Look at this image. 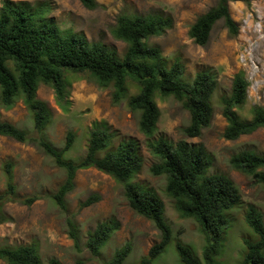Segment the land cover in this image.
<instances>
[{
    "label": "trees",
    "instance_id": "16d2710c",
    "mask_svg": "<svg viewBox=\"0 0 264 264\" xmlns=\"http://www.w3.org/2000/svg\"><path fill=\"white\" fill-rule=\"evenodd\" d=\"M231 1L218 0L215 6L197 17L189 29L195 43L205 46L210 39L214 25L223 20L229 34L237 36L239 26L230 11ZM88 9L102 5L98 0H80ZM51 0H2L0 5V106L12 109L20 100L27 107L34 120L32 132L14 123L0 119V135L19 142H30L52 157L66 173L64 181L52 194V199L67 210L66 197L75 188V177L79 170L94 167L112 176L122 185L128 205L139 215L150 219L161 232L159 242L153 244L141 264H151L167 248L173 237V230L165 217V202L153 188L139 183L136 178L142 172L145 158L138 139L130 137L112 147L115 132L106 121H94L89 133L88 145L83 157L75 161L66 158L77 135L66 134L62 147L55 146L45 137V131L54 121V114L48 104L38 97L40 84L54 89L58 105L68 110L71 104L69 73H86L102 89L112 87V104H119L128 97V106L139 113V130L145 136L147 148L159 159L150 166L153 175H165L166 192L173 199L181 217L193 218L205 239L202 256L182 241L176 243L184 264H215L230 226L229 212L242 205V193L234 180L226 173L211 172L213 157L203 143H190L181 139L172 142L158 134L161 110L156 95L173 96L189 112V123L183 128L186 136L194 138L210 126L215 108L212 102L217 89L216 75L210 70L196 73L193 81L183 80L185 65L181 54L172 61L163 54L161 47L151 45L152 36H160L174 25L169 15L137 14L122 11L118 14L112 34L126 43L121 55L115 47L97 40H90L83 32L73 28H62L51 16ZM128 80L135 82L139 91L130 93ZM250 82L243 70L233 78L228 95L221 97L222 115L227 120L223 136L235 140L264 127V106L253 107L250 119H243L238 113L248 100ZM107 150L101 155L100 152ZM231 166L252 177L264 186V155L250 149L241 150L230 158ZM6 187L0 190V224L7 221L5 204L20 202L26 205L38 200L37 195L20 196L14 180V163L3 165ZM99 193H93L80 204V208L91 206L101 200ZM245 220L259 239L245 240V264H264V213L250 204ZM68 233L75 247L81 251L86 247L102 264H123L132 250L126 242L114 252L110 259L102 257V249L120 228L114 217L99 222L87 232L82 241L80 227L74 217L67 219ZM0 258L9 264H46L36 241L0 246ZM47 264H63L53 256Z\"/></svg>",
    "mask_w": 264,
    "mask_h": 264
},
{
    "label": "rangeland",
    "instance_id": "374dc122",
    "mask_svg": "<svg viewBox=\"0 0 264 264\" xmlns=\"http://www.w3.org/2000/svg\"><path fill=\"white\" fill-rule=\"evenodd\" d=\"M51 1V16L62 28L83 32L90 40H100L115 47L121 55L126 43L117 40L112 34L120 12L169 15L174 20L173 27L160 36H152L148 43L161 47L169 61L177 53L181 54L185 65L183 80L187 83H191L196 73L202 70H210L216 75L218 85L212 99L215 113L210 126L204 128L198 137L186 136L183 128L189 123V112L173 96L162 97L157 94L156 100L161 110L158 134L172 142L184 139L190 143H203L213 157L211 172L226 173L238 185L243 203L229 212L230 226L215 264H245V240L259 239L247 224L245 212L247 206L253 204L264 213V186L235 170L230 164V158L244 149L264 155V127L235 140L226 139L223 132L227 120L222 115L220 101L223 95L229 94L234 75L243 70L250 86L247 103L238 110L239 115L243 119H250L253 107L264 106V0H250V3L231 1L230 11L239 26V34L231 36L223 20H220L214 25L205 46L195 43L189 35V29L197 17L215 6L218 0H98L102 6L93 10L86 8L80 0ZM259 22L262 25L261 34L255 28ZM255 41L254 63L251 67L242 62L241 54L248 43ZM68 79L72 82L68 110L58 105L51 86L44 83L39 86L38 97L48 104L54 114V121L45 131V137L55 146L62 147L67 132H75L76 142L66 153V158L75 161L84 156L89 133L96 120L106 121L115 132L112 147L130 137L138 139L145 165L136 180L153 188L162 197L165 217L173 230L172 240L166 250L151 264H184L177 250L178 241L191 246L201 257L205 239L198 222L179 215L173 199L166 192V176H156L150 172V166L159 159L146 146L145 136L138 126L140 115L128 106L130 95L114 105L111 101L112 87L100 88L86 73L72 72L68 74ZM128 84L132 95L139 91L135 82L128 80ZM0 119L10 121L28 132L34 129L33 117L21 100L9 110L0 106ZM106 153L107 150L100 152L101 155ZM6 161L14 163L18 195H37L39 198L31 205L20 202L5 204L3 209L8 219L0 224V246L36 241L40 244L46 264L53 256L63 264H102L101 259L93 256L86 247L81 251L76 249L68 233L67 219L71 216L80 227L83 242L90 229H94L101 221L115 217L120 228L102 249V257L110 259L117 249L131 242V253L123 264H141L142 257L148 254L151 246L160 241L159 229L150 219L137 214L128 205L122 185L109 174L94 167L79 170L75 177V188L66 197L67 210H64L51 196L64 181L66 173L56 165L52 157L33 143H23L0 135V190L6 187L3 171ZM93 193H99L101 200L79 209L81 202ZM0 264L9 263L0 258Z\"/></svg>",
    "mask_w": 264,
    "mask_h": 264
},
{
    "label": "built area",
    "instance_id": "2783aa9c",
    "mask_svg": "<svg viewBox=\"0 0 264 264\" xmlns=\"http://www.w3.org/2000/svg\"><path fill=\"white\" fill-rule=\"evenodd\" d=\"M256 30L259 32V34H261V30H262V25L261 23H257L256 25ZM255 43L256 41L253 43H248L247 46H245V49L243 50V53L241 54V59H242V62L243 63H246V64H250V66L252 67V64L254 63L253 62V54H254V48H255ZM255 71V70H254ZM253 71V72H254Z\"/></svg>",
    "mask_w": 264,
    "mask_h": 264
}]
</instances>
